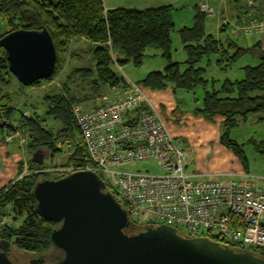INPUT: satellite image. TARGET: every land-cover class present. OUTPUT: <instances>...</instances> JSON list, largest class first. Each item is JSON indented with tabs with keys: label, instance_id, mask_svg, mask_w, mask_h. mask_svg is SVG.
<instances>
[{
	"label": "trees",
	"instance_id": "obj_1",
	"mask_svg": "<svg viewBox=\"0 0 264 264\" xmlns=\"http://www.w3.org/2000/svg\"><path fill=\"white\" fill-rule=\"evenodd\" d=\"M173 12L172 5L146 10H106L103 0H0V19L6 23V31L0 34V38L19 29H46L51 35L56 51L53 75L31 87L52 81L62 70L69 48L74 43L85 41L93 57L94 67L76 69L74 74L92 80L95 93L101 92L104 87L124 83V79L113 70L115 63L124 66L132 62L139 67L148 49L158 50L167 62L164 71L150 72L137 84L151 91L170 88L173 91L194 92L202 89L203 106L195 110V115L209 122L215 118L224 119L220 142L239 159L248 172L245 145L252 144L255 152L264 156V141L250 139L246 144L239 143L231 138V132L249 117H258L259 122H264V46L261 48V45L256 44L253 47L260 54V62L254 67H244L242 80H225L222 83L208 81L205 79L206 69L199 67L205 58L219 55L232 64L245 50L238 48L230 39L226 40L227 48L219 49L222 45L213 36L206 34V17L196 7L192 26L179 31L186 59L183 64L174 62L171 54V35L175 28ZM231 48L234 52L228 55ZM6 56V52L0 49V142H5L6 137L16 131L12 124L16 109L10 104L8 89L13 81L21 90L26 89L10 73ZM222 62L219 60L217 64L224 69ZM218 84L219 87H216ZM83 100L77 99L70 92L67 95H48L45 96L47 108L43 116L35 112L26 119L20 118L18 130L29 135L26 145L29 172L0 190L1 215L11 217L18 223V227H6L1 232L0 240L11 242L27 254L45 256L51 263L62 256L61 251L51 243V233L56 225L38 215L33 188L41 180H57L68 175L52 169L56 167L46 165L44 159L48 155L50 158L67 155L62 170L76 172L86 167V149L71 112L72 105L81 104ZM47 118L58 122L60 128L56 131L49 128ZM107 189L115 194L110 187L107 186ZM146 227L149 226L131 223L130 231L138 232ZM214 241L236 251H243L237 245L217 239ZM253 251L264 258L263 250Z\"/></svg>",
	"mask_w": 264,
	"mask_h": 264
},
{
	"label": "built area",
	"instance_id": "obj_2",
	"mask_svg": "<svg viewBox=\"0 0 264 264\" xmlns=\"http://www.w3.org/2000/svg\"><path fill=\"white\" fill-rule=\"evenodd\" d=\"M240 1L244 25L230 23L225 14L220 23L232 25L235 36L264 34V0ZM201 11L215 15L207 4ZM123 79L124 83L110 87L114 98L102 96L89 109L80 103L71 107L87 153V165L81 171L101 177L131 223L167 225L186 238L206 237L243 251H264V191L256 178L246 175L240 181L221 182L189 174L188 152L175 142L145 88ZM11 139L12 135L6 137ZM140 163L154 165L158 172L127 170ZM12 225L13 219L0 213V235Z\"/></svg>",
	"mask_w": 264,
	"mask_h": 264
},
{
	"label": "water",
	"instance_id": "obj_3",
	"mask_svg": "<svg viewBox=\"0 0 264 264\" xmlns=\"http://www.w3.org/2000/svg\"><path fill=\"white\" fill-rule=\"evenodd\" d=\"M0 49L24 87L53 75L56 51L46 29L10 32L0 38ZM33 195L38 215L56 225L51 243L62 256L52 263L41 256L28 264H264L252 250L239 252L206 237L186 238L167 225L131 232L127 211L94 172L41 180ZM12 246L0 240V264H17L10 256Z\"/></svg>",
	"mask_w": 264,
	"mask_h": 264
},
{
	"label": "rangeland",
	"instance_id": "obj_4",
	"mask_svg": "<svg viewBox=\"0 0 264 264\" xmlns=\"http://www.w3.org/2000/svg\"><path fill=\"white\" fill-rule=\"evenodd\" d=\"M104 8H109L110 4H116L117 8L122 9H152L160 6L172 5L174 8L173 21L174 31L171 35L172 39V60L174 62H182L186 59L182 50V44L179 37V31L183 27H191L193 24V17L196 11V7L202 3H208L213 8L215 14H218L220 10V2H213L212 0H103ZM216 18H206L205 30L214 35L217 39H221L226 46V39L229 36V32L220 33L216 27ZM6 31V23L0 19V34ZM219 36V38H218ZM234 40V39H233ZM238 46L242 47L245 51L249 49L245 38H241L238 41L235 40ZM227 47V46H226ZM68 51L64 66L58 75L49 82H42L36 87H26L25 90H21L15 81L8 89L10 104L16 109L14 115L13 126L16 128L14 134H19L20 137L26 139V144L29 142V135L23 134L18 130L20 118L30 117L33 113L44 115L47 108L45 103V96H53L56 94H65L69 92L71 95L79 100H83L81 104L84 107L88 105L96 104L97 99L101 98L103 94L95 93L92 80L84 79L80 75L74 74V70L83 68H93L94 60L90 53L89 46L85 41L74 43ZM217 56L212 55L209 58H205L199 67L205 68V78L209 81L217 80L222 83L224 80L229 79L231 81L241 80L244 78L243 67L256 66L259 60L254 56L253 52L246 51L243 53L230 68L223 70L217 64ZM167 62L160 55L158 50L148 49L143 59L142 65L139 67L134 66L132 62L124 65L122 71L114 65L113 70L119 77H125L133 82H137L146 77L150 72H163ZM92 79L94 76L91 77ZM109 93V88H105ZM202 89H196L195 92H178L177 97L184 100L185 104H193V100H202ZM104 96V95H103ZM47 126L56 131L60 128V124L51 118L46 119ZM231 138L239 143H248L250 139L256 141H264V122H259L258 117H249L247 121L240 122L239 125L231 132ZM246 156L248 158L250 172L256 178L259 187L264 191V156L255 152L252 144H247L244 147ZM46 155H44L45 157ZM43 157V159H44ZM67 155L55 156L50 158L49 155L44 159V163L49 165L54 170H62V165L66 161ZM128 171H149L151 173H157L154 165L140 163L136 167L128 168ZM18 227V223L14 222ZM12 261L17 264L29 263L32 259H37L39 255L27 254L15 246L11 248Z\"/></svg>",
	"mask_w": 264,
	"mask_h": 264
},
{
	"label": "crops",
	"instance_id": "obj_5",
	"mask_svg": "<svg viewBox=\"0 0 264 264\" xmlns=\"http://www.w3.org/2000/svg\"><path fill=\"white\" fill-rule=\"evenodd\" d=\"M212 1L216 3L219 2L218 0H212ZM203 4H207L208 6H210V4L208 3L200 4L198 6V9L201 13H203L201 11V6ZM241 4L242 3L240 0H226L225 3L223 4L220 3V10L218 11V14H215L214 16H209L205 13L203 14L205 15L206 18L207 17L216 18L217 19L216 27L218 28L220 33H226L228 31L230 37H228L226 40L230 39L232 42L236 44L238 48L243 49L242 47L237 45L235 40L238 41L241 38L247 39L249 41L247 42V47H249V49L246 51L253 52L254 56H256L260 62V54L258 50L253 49V47L256 44H259L261 45V48H263L264 34L255 35L250 38L244 37L242 33L235 36L232 32L233 29L232 25L230 24L222 25L220 23L221 20L220 16L222 14H225L226 18L230 21V23L236 24L238 26H243L245 20H244V15L239 8ZM117 7L118 6H116V4H110L109 8L105 7V9L106 10L117 9ZM146 9L144 8V9H130V10H146ZM183 28H190V27H183ZM222 29H224V32H222ZM205 32L207 35L213 36L214 39L222 45V47L220 46L219 49L227 48L226 47L227 44L226 46L223 44V42L225 41H222L221 39H217L214 35H212L210 32H207L206 30ZM182 50H183V46H182ZM69 51H71V49ZM233 52L234 49L231 48L228 50L227 54L232 55ZM217 58L218 59L216 62H218L219 60L223 61L222 67H225L223 70L230 68L234 63L233 62L232 64H229L225 58H222L219 55L217 56ZM184 61L185 60L178 63L183 64ZM120 67L122 71L124 67L123 66ZM181 68L184 69L185 68L184 65H182ZM125 79L130 80L128 78ZM235 81H240V80H235ZM138 82L139 81L134 83H138ZM219 85L220 84H218L216 87H219ZM105 88L107 87H104L100 92V94H103L104 96H108L110 98H114L115 95L114 92L111 91V88L108 87L110 91L109 93L106 91ZM145 90L147 92L151 104L155 108H158L160 114L164 117L167 123L168 130L173 136L175 142L181 148H183L188 152L189 158L187 161V172L189 174H195L197 175L198 178L201 179L218 180L221 182L240 181L243 180V178L246 175L253 176L250 172V166H249V171L247 172L244 166L242 165V163L239 161V159L223 144H221L220 142L221 133H222L221 125L224 119L215 118L213 122H209L203 119L202 117L195 115V110L203 106V102H202L203 96L201 101L196 99L193 100V104L188 105L185 104L183 99L177 97L178 92L180 93L184 91H173L170 88L164 91H151L146 88ZM93 106H94L93 103L91 105L87 104V107L85 108L89 109L92 108ZM26 145H27L26 142L20 137L19 134L12 135V139L10 141H7L5 139V142H0V190L6 188L11 183L21 179L22 177L28 174L29 165H28V155L26 152Z\"/></svg>",
	"mask_w": 264,
	"mask_h": 264
},
{
	"label": "flooded vegetation",
	"instance_id": "obj_6",
	"mask_svg": "<svg viewBox=\"0 0 264 264\" xmlns=\"http://www.w3.org/2000/svg\"><path fill=\"white\" fill-rule=\"evenodd\" d=\"M11 256V255H10ZM25 264H28V263H25Z\"/></svg>",
	"mask_w": 264,
	"mask_h": 264
}]
</instances>
